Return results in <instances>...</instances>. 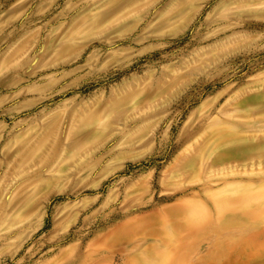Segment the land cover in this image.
<instances>
[{
  "label": "rangeland",
  "instance_id": "374dc122",
  "mask_svg": "<svg viewBox=\"0 0 264 264\" xmlns=\"http://www.w3.org/2000/svg\"><path fill=\"white\" fill-rule=\"evenodd\" d=\"M0 264H264V0H0Z\"/></svg>",
  "mask_w": 264,
  "mask_h": 264
}]
</instances>
